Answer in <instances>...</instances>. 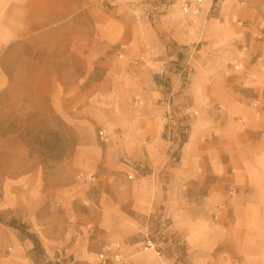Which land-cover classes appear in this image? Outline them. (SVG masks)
Here are the masks:
<instances>
[{
  "label": "crops",
  "instance_id": "obj_1",
  "mask_svg": "<svg viewBox=\"0 0 264 264\" xmlns=\"http://www.w3.org/2000/svg\"><path fill=\"white\" fill-rule=\"evenodd\" d=\"M142 1L0 0V96H14L23 82L78 84L62 88L57 96L59 104L52 102L53 106L57 105L58 113L70 120L66 98L71 93L81 94L80 84L92 82L91 94L102 95L107 91L112 93V88L115 92L124 90L123 86L129 87L140 75L146 77L144 114L147 117L139 127L112 129V132L103 127L101 133L107 143L103 146L97 126H78L71 160L73 170L91 176L102 166L107 167L105 173L115 179L116 195L121 194L122 199L112 198L110 208H104L108 205L102 202L90 213L89 224L103 229L101 232L108 230L117 247L109 254L103 251L95 254L83 241L71 247L69 255L89 264H101V258L112 264L110 261L116 254L124 259L122 264H233L243 261L240 255H247L248 264H264V258H254L247 249L248 241L243 235L232 247L233 236L207 231L211 222L203 214L205 206H158L167 190L175 195L182 192L183 182L206 177L203 164L211 175L227 174L230 168L232 178L242 179L245 188L253 181L256 193L260 187L264 189V107L261 115L249 107L253 99H261L264 106V99L254 96L245 104L260 89L264 78V0H202L182 16L171 8L167 14L157 15L155 22L150 12L142 10L138 16L143 25L140 31L138 24L132 26L120 21L118 9L121 4L129 3L128 11L135 6L132 4H143ZM176 1L174 7L183 6L188 0ZM105 3L113 11L104 10ZM194 9L199 12L194 13ZM124 16L127 18V12ZM128 18L136 19L131 13ZM86 21L91 27L85 25ZM163 32L181 51L185 50V56L167 44ZM243 46L248 51L244 52ZM116 48H121L124 56L116 63L120 67L115 68L112 62L101 60ZM36 51H45V60L38 59L33 54ZM59 51L63 53L61 59L55 60ZM171 61L187 66L193 78L188 90L175 88L169 106L165 87L159 77L156 82L152 77L166 73L174 85L177 77L168 71ZM233 65H239L241 71L235 72ZM102 66L105 75L93 80V73ZM33 69L39 72L38 76L32 74ZM215 105H222V110L214 108ZM183 128L188 138L185 143L178 133ZM168 129L173 139L168 136ZM211 132L218 135L215 142L205 140ZM113 135L119 136L120 147L113 141ZM5 143L6 138L0 135V157ZM182 144L179 161L173 164L171 148L175 150ZM114 147L119 151L118 157L141 163L146 172L139 173L142 168L120 167V161L112 158ZM224 155L229 157V162L223 163ZM251 156L253 168L247 165L251 164ZM238 157L244 166H235ZM166 176L169 183L165 182ZM0 179L1 206H6L7 188L1 171ZM122 180L126 183L125 192L118 193ZM10 193L13 194L10 205L16 210L21 206L20 189L14 187ZM162 216L167 218V223L156 235L150 227ZM137 233L146 238L154 233L156 246L160 235L180 238V259L148 248L146 238L122 247L121 243ZM58 240L42 241L48 257L54 256L51 245L60 243ZM25 246L32 248L33 243L28 241ZM20 258L21 264H31L26 255Z\"/></svg>",
  "mask_w": 264,
  "mask_h": 264
},
{
  "label": "rangeland",
  "instance_id": "obj_2",
  "mask_svg": "<svg viewBox=\"0 0 264 264\" xmlns=\"http://www.w3.org/2000/svg\"><path fill=\"white\" fill-rule=\"evenodd\" d=\"M142 3L132 4L135 6L131 8L133 10L129 9L131 11H126V7H130L129 3L128 6L121 4L120 10L118 9L119 20H124L132 26L138 24L142 31V21L138 18L142 10L150 12L154 22L157 15L167 14L171 8L173 12H180L181 16L187 13L184 11L185 5L174 7L176 0H143ZM102 7L106 11H113L108 3L103 4ZM125 12L128 14L127 18L124 16ZM129 12L136 19L128 18ZM85 25L91 27L88 21ZM162 38L173 50L185 56V50L181 51L167 33L163 32ZM33 54L38 59L45 60V51H36ZM62 54L61 51L57 52L54 56L55 60L61 59ZM108 54L101 61L112 62L115 68L120 67L116 63L121 61L124 51L116 48ZM168 71L177 77L174 85L166 73L156 75L152 79L156 82V78L159 77L160 83L166 89L167 104L170 106L174 99L175 88L178 86L184 91L188 90L193 76L187 66L174 61L169 63ZM105 72V67H98L93 73V80L100 79ZM32 74L38 76L39 72L33 69ZM261 82L260 89L244 99L245 104L254 96H261L264 99V78ZM73 85L78 84L23 82L18 85L14 96L10 97L8 94L0 96V135L6 138L5 146L1 148L3 157H0V171L5 174L7 188L6 206H1L3 196L0 194V264H21L20 257L24 255L31 260V264H89L87 261H77L69 255L71 252L69 249L77 242L80 245L85 241L88 250L95 254L103 252L109 254L108 247H117L115 241L111 240L108 230L101 232L103 229L89 224L90 213L97 209L96 205L104 202L108 205L104 208H110L113 203L112 198L122 199L121 194L116 195L115 179L106 175L105 166L94 175L85 176L84 172L73 170L71 160L76 149L78 126H97L101 143L105 146L107 143L103 140L104 134L101 133L103 127L109 128L112 132V129L139 127L145 121L147 101L144 96L148 89L146 77L140 75L129 87L123 86L124 90L115 92L112 88V93L107 91L102 95L98 92L95 95L91 94L92 82L80 84L82 93H71L66 98V106L70 108L72 118L69 120L58 113L57 105L53 106V104H59L57 96L61 94L62 88ZM214 108L222 110V105H215ZM235 121L238 123L237 118ZM182 130L184 131L178 132L179 136L183 143L188 142L185 128ZM167 131L168 136L173 139L169 135L170 129ZM112 139L120 147L119 136L113 135ZM217 139L216 132L208 133L205 138L206 141L214 142ZM182 147L183 144L175 150L171 148L173 164L179 161ZM115 149L116 147L111 151L112 158L120 161L118 162L120 167L138 170L142 168L141 163H133L122 156L118 157L119 151ZM228 159L229 157L224 155L223 163L229 162ZM250 163L248 162L247 165L253 168L252 156ZM234 164L237 167L240 164L244 166L243 162L239 161V157L235 159ZM203 168L206 177L183 182L181 193L173 195L167 190L165 195L161 196V204L158 206H205L203 214H206L211 222L207 231L211 234L233 236V241L230 243L232 247L237 245L238 238L243 235L248 241L247 249L253 257L258 260L264 258V189L260 187V192L258 190L256 193L253 181L251 186L245 188L241 183L242 179L232 178L233 170L230 168L227 174L221 176L211 175L209 168L204 164ZM145 172L146 168H142L139 173ZM15 176L20 178L14 179ZM168 179L166 176V183H169ZM125 185V180H122L118 193L125 192ZM14 187L20 189L18 197L21 199V206L16 210L9 201V198L13 197L10 191H13ZM101 191L104 192L102 195H100ZM149 223L150 218L147 219L146 224ZM166 223L167 218L157 217L150 230L153 229L157 235ZM152 235L149 234L146 238L142 233H137L121 245L123 247L129 242L142 241L146 238L148 247L149 241L155 243ZM30 236L37 241L36 245ZM157 238L159 244L157 246L154 244L157 251L180 259V238H169L164 235ZM54 239H59L60 243L51 245L55 249V254L48 257L42 241L51 242ZM28 241L33 243L32 248H26L25 244ZM246 257L247 255L239 257L244 264H248L245 261ZM122 260L124 261L123 258Z\"/></svg>",
  "mask_w": 264,
  "mask_h": 264
},
{
  "label": "built area",
  "instance_id": "obj_3",
  "mask_svg": "<svg viewBox=\"0 0 264 264\" xmlns=\"http://www.w3.org/2000/svg\"><path fill=\"white\" fill-rule=\"evenodd\" d=\"M201 2H202V0H189V2H187L185 4V6H184V11L188 12L193 5H199ZM241 2H243V0H241ZM198 12H199L198 9H194V13L197 14ZM242 50L244 52H246V51H248V47L247 46H243ZM257 62H260V59H257ZM232 67H233L235 72L241 71V67L239 65H233ZM262 70L264 71V66H262ZM249 107H250L251 110L256 112L257 115H261V112H262V109H263L264 106H263V102H262L261 99H253V100L250 101ZM148 247L156 249L155 245L152 242H150V241L148 242ZM113 250H114L113 246H110V247L107 248V251L110 252V253ZM107 262H109V261L106 260V259H103V263L102 264H107ZM110 262L112 264H122V263H124V261L122 260L120 254H116L113 257L112 261H110ZM233 264H244V263L241 262V261H235Z\"/></svg>",
  "mask_w": 264,
  "mask_h": 264
},
{
  "label": "trees",
  "instance_id": "obj_4",
  "mask_svg": "<svg viewBox=\"0 0 264 264\" xmlns=\"http://www.w3.org/2000/svg\"><path fill=\"white\" fill-rule=\"evenodd\" d=\"M11 227L15 228L14 226L11 225ZM17 230H20L19 228H16ZM30 239L34 242V244L36 245L37 241L35 239H33L31 236H30Z\"/></svg>",
  "mask_w": 264,
  "mask_h": 264
}]
</instances>
